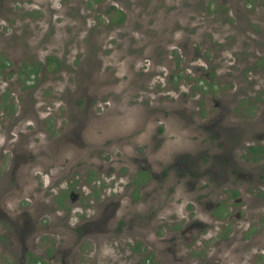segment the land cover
Returning <instances> with one entry per match:
<instances>
[{"label": "rangeland", "instance_id": "obj_1", "mask_svg": "<svg viewBox=\"0 0 264 264\" xmlns=\"http://www.w3.org/2000/svg\"><path fill=\"white\" fill-rule=\"evenodd\" d=\"M21 63L32 72H19ZM4 110L0 211L31 221L37 235L56 239L43 233L50 220L37 214L57 199L88 205L91 189L122 197L135 166L146 164L131 154L150 159L142 210L158 204L179 229L187 213L202 219L206 197L192 203L187 180L194 178L179 177L182 167L167 162L189 150L198 176L206 169L212 179L224 168L239 185L236 200L217 197L230 205L228 230L241 225L236 260L264 264V245L255 258L248 242L260 232L255 242H264V208L250 201L263 197L264 151L251 159L247 148L264 150V0H0ZM225 157L235 160L225 167ZM163 168L170 169L161 177ZM69 191L80 201L69 202ZM166 233L160 226L158 234ZM19 251L0 218V264H14Z\"/></svg>", "mask_w": 264, "mask_h": 264}, {"label": "flooded vegetation", "instance_id": "obj_2", "mask_svg": "<svg viewBox=\"0 0 264 264\" xmlns=\"http://www.w3.org/2000/svg\"><path fill=\"white\" fill-rule=\"evenodd\" d=\"M21 65L24 66L19 67V72L22 70L23 72L26 70L32 72L33 69L26 63H21ZM24 79L29 81L28 78ZM15 80L18 81L19 77H16ZM8 112L9 110L2 111L0 117H5ZM194 124L197 126L196 123ZM127 131L126 129L125 132ZM143 131L148 134V127ZM197 136L199 135L197 134ZM247 148L251 159L256 155H261L264 151L261 146L250 145ZM173 155L167 161L172 164L169 167L179 165L182 167V170L178 171L179 177L194 178L193 182L187 180L192 184L189 186L192 189V203L206 197L202 219L195 214L187 213L184 224L179 229V225L177 227L175 225L176 222L170 224V220H168L170 216L162 214L158 204L147 211L142 210L141 199H144L147 193V191H143L144 182L152 176L148 161L150 159L149 155L138 158L137 155L131 154L130 160L135 163L146 161V164L145 166H135L137 168L134 169L129 182L124 184L128 186L131 183V187L122 197L103 195L98 190L91 189L87 195L88 205L64 206L57 199L53 201V205L46 206L44 212L40 211L37 214H43L41 220H46L45 218L50 220L47 226L49 230L43 233L55 235L56 239L46 238L42 233L37 235L39 234L37 229L31 231L32 228L30 230L28 227L32 223L31 221L16 222L13 212L10 213L6 209L1 210L0 218L9 223V229L13 230L14 238L16 237L20 243V251L15 255L17 259L14 264H232L233 261H236V264L237 262L241 264V259L236 260V252L242 238L238 239L235 236L240 232L238 226L241 225L238 221L232 232L228 230L230 205H225L217 198L224 192L228 193L225 197L228 198V201L231 200V194L235 198V189H239V185L228 181V174L223 176L224 168L213 169L212 179L205 176L206 169H202L203 174L198 176L191 169L192 153L189 150ZM207 156L209 155L205 152V156H199L197 159L203 161L207 159ZM232 159L235 160L233 157L220 158L219 160L226 162L224 166L228 167V162H231ZM169 169H161L159 176H164ZM234 172H236L235 169L230 173ZM200 177H204L203 181H205L201 183ZM210 180H215L216 183L212 184ZM195 183H199L201 190H197L193 186ZM207 186L212 189V193H206L204 189ZM140 189L143 193L141 198L137 195ZM197 192L199 195L194 194ZM62 193L64 191L56 192L55 197H61L58 194ZM259 193L263 194L262 199H255L253 196L250 200L254 203L255 210L264 208V205L261 206L264 204V192ZM150 196L153 197V194L150 193ZM150 196H147L146 199L149 200ZM68 197L69 202L80 201L79 196L72 191L68 192ZM122 198L125 203H122ZM2 203L5 204L4 197H2ZM238 212L236 211L234 215L240 219ZM9 214L12 217L10 221ZM249 224L246 227L247 233L251 230ZM160 226L166 230L165 236L158 234ZM77 231L80 234H77ZM260 235L261 232L255 233L248 240L249 248L253 250L252 257L255 258H262L263 254L259 246L264 245V242L260 245L255 242L261 238ZM102 245L106 251L104 254L98 252Z\"/></svg>", "mask_w": 264, "mask_h": 264}]
</instances>
